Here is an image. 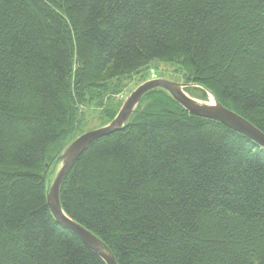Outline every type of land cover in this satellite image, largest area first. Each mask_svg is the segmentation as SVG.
<instances>
[{
    "label": "trees",
    "instance_id": "trees-1",
    "mask_svg": "<svg viewBox=\"0 0 264 264\" xmlns=\"http://www.w3.org/2000/svg\"><path fill=\"white\" fill-rule=\"evenodd\" d=\"M160 64L264 134V0H0V264H105L57 224L49 182L88 114L107 125L110 95ZM60 202L117 264H264V149L159 88Z\"/></svg>",
    "mask_w": 264,
    "mask_h": 264
},
{
    "label": "water",
    "instance_id": "water-1",
    "mask_svg": "<svg viewBox=\"0 0 264 264\" xmlns=\"http://www.w3.org/2000/svg\"><path fill=\"white\" fill-rule=\"evenodd\" d=\"M192 87L164 78H151L138 85L125 99L114 119L107 125L89 130L66 146L57 158L58 170L49 182L47 204L49 210L59 226L72 231L81 242L94 251L105 264H117L111 250L92 232L79 223L70 219L62 209L60 202L61 185L86 148L95 140L121 130L129 121L133 111L140 103L142 97L149 91L161 89L179 104L189 114L218 122L250 139L264 149V134L250 122L233 111L223 107L214 97L213 102L201 101L189 96L185 89Z\"/></svg>",
    "mask_w": 264,
    "mask_h": 264
},
{
    "label": "rangeland",
    "instance_id": "rangeland-1",
    "mask_svg": "<svg viewBox=\"0 0 264 264\" xmlns=\"http://www.w3.org/2000/svg\"><path fill=\"white\" fill-rule=\"evenodd\" d=\"M158 66H159V69H157V71H156V69H152V68L148 71L150 78L158 77L160 75V72H161L162 74L164 73L163 76L169 77V79L171 78V80H173V81H178V78H175V76L179 77V76H177L178 74L173 73L172 68H170V66H167L164 64H160ZM137 82H138L137 77L124 81L123 88L118 93L110 95V97L112 99V104L113 105H117L118 103L123 104V102L125 101L127 96L136 88ZM210 99H211V96L208 95L207 101ZM86 120L88 121V124H87L88 129H93L95 127L96 128L99 127V124H97L98 123V111H92V113L88 114ZM57 170H58V168L56 169V171ZM56 171H55V173H56Z\"/></svg>",
    "mask_w": 264,
    "mask_h": 264
},
{
    "label": "bare ground",
    "instance_id": "bare-ground-1",
    "mask_svg": "<svg viewBox=\"0 0 264 264\" xmlns=\"http://www.w3.org/2000/svg\"><path fill=\"white\" fill-rule=\"evenodd\" d=\"M210 101L213 102V98L212 97H211Z\"/></svg>",
    "mask_w": 264,
    "mask_h": 264
}]
</instances>
